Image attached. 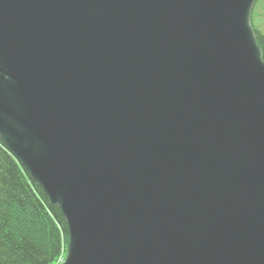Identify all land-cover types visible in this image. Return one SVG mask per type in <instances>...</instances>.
Masks as SVG:
<instances>
[{"label":"water","instance_id":"obj_1","mask_svg":"<svg viewBox=\"0 0 264 264\" xmlns=\"http://www.w3.org/2000/svg\"><path fill=\"white\" fill-rule=\"evenodd\" d=\"M257 1L0 0V140L61 264H264Z\"/></svg>","mask_w":264,"mask_h":264},{"label":"trees","instance_id":"obj_2","mask_svg":"<svg viewBox=\"0 0 264 264\" xmlns=\"http://www.w3.org/2000/svg\"><path fill=\"white\" fill-rule=\"evenodd\" d=\"M254 31L264 59V33ZM68 242L61 210L0 140V264H57Z\"/></svg>","mask_w":264,"mask_h":264},{"label":"rangeland","instance_id":"obj_3","mask_svg":"<svg viewBox=\"0 0 264 264\" xmlns=\"http://www.w3.org/2000/svg\"><path fill=\"white\" fill-rule=\"evenodd\" d=\"M251 23L253 29H259L264 33V0H258L251 16ZM67 253V250H66ZM66 253L63 256L62 260L65 259Z\"/></svg>","mask_w":264,"mask_h":264}]
</instances>
